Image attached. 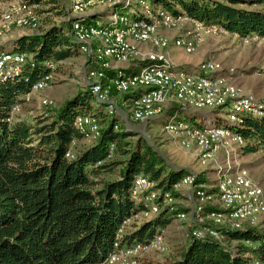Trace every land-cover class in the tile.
<instances>
[{"label": "trees", "instance_id": "16d2710c", "mask_svg": "<svg viewBox=\"0 0 264 264\" xmlns=\"http://www.w3.org/2000/svg\"><path fill=\"white\" fill-rule=\"evenodd\" d=\"M26 1L30 4L43 2ZM62 1L47 2L60 8ZM248 2L261 4L264 0ZM239 3V0H167L162 6L205 24H219L240 37L254 34L264 37V9L240 7ZM124 9L122 14L136 16ZM111 11L110 7L93 12L84 20L105 23ZM69 28L70 21L65 20L40 32L0 42V52L24 51L30 55L20 73L0 79V264H98L110 252L121 220L137 208L130 196L135 174L149 176L166 190H171L176 181L189 174L184 168L174 169L167 165L142 138L132 140L129 126L116 113H108L103 103L94 108L92 100L95 98L88 87L66 100L52 115L41 117L34 124L6 121L10 107L21 101L39 75L59 71L63 60L78 54L79 47ZM49 63L54 65V70ZM143 63L136 60L121 70L125 74L133 73ZM87 65L88 69L94 66L88 61ZM116 73L115 70L107 71L109 77ZM134 94L123 93L118 100L130 99ZM112 95H115L114 90ZM181 110L180 105H172L158 118ZM228 112L226 109V114ZM83 114L97 119L99 134L89 144L78 148L72 158H67L65 153L71 139L83 138L73 124L75 116ZM210 114L214 113L201 115L204 125H218L217 117L210 121L205 118ZM239 116V122L232 123L227 118L219 126L232 127L241 134L245 140L244 152L264 149V107L261 115L240 113ZM111 145L113 150L108 157ZM107 174L111 177L104 176ZM202 181L211 185L210 179ZM209 208L211 206L205 210ZM175 212L161 211L135 225L121 241L150 239L157 229L174 218ZM219 230L221 238L191 233L181 252L160 264L264 261L262 228L222 227Z\"/></svg>", "mask_w": 264, "mask_h": 264}, {"label": "built area", "instance_id": "2783aa9c", "mask_svg": "<svg viewBox=\"0 0 264 264\" xmlns=\"http://www.w3.org/2000/svg\"><path fill=\"white\" fill-rule=\"evenodd\" d=\"M66 1L69 7L64 9V13L66 20L70 21L69 33L87 56V61L94 64L85 74L86 85L94 98L105 105L108 113H118L120 105H125L127 109L120 117L126 124L145 123L158 118L172 104L216 110L224 107L229 111L226 117L232 123L240 121V113H263L264 102L241 94L240 88L223 73L220 63L207 61L198 66L197 72L187 73L176 70L177 65L169 62L162 53L140 49V46L147 43L158 48L173 43L186 52H193L205 36L231 33L223 26L205 24L182 12L175 14L163 6L153 9L144 0H138L143 5L141 16L133 17L121 12L131 0ZM101 4L107 5L105 8H112L108 21H85L84 18L95 11L93 8ZM35 10L36 5L26 0L18 3L15 6L17 25L36 28L33 14ZM5 18H9V15H5ZM184 21L189 22L191 27L183 32V36L168 41L158 34L160 29H168ZM231 34L239 37L245 44L260 38L255 34L245 37L234 32ZM29 58L30 55L24 51L0 52V79L16 76ZM136 60L144 63L133 73L125 74L122 68L114 65L118 62L134 63ZM49 67L54 70L52 63H49ZM108 70H115L117 73L114 77H109ZM53 75V71L39 75L31 83L27 95L47 89L52 83ZM112 90L135 94L130 99L120 101L112 95ZM40 104L44 108L55 106L54 100L47 96L40 99ZM19 110L20 104L14 103L6 121L11 123ZM73 124L83 134L82 139L94 140L99 134L100 125L90 114L76 115ZM164 130L174 140L178 139L185 149L190 148L191 144L195 145L198 158L202 162H210L218 174L217 183L215 186L208 184V187H200L195 182L197 175L191 172L176 181L171 190H166L149 176L135 174L130 196L137 208L121 220L110 252L98 264H137L143 252L153 250L163 253L167 248L166 226L157 229L146 241H121L136 220L151 219L163 210L176 211L173 220L186 224L194 236L221 238L219 229L222 227L242 229L258 226L264 231V185L255 181L246 167L233 165L225 168L215 161L219 148L225 151L224 157L227 158L231 153L228 150L231 145H245L241 134L228 126L207 124L195 127L179 120L175 122V117L167 121ZM76 143L77 139H71L65 157H73L71 150ZM112 150L113 145L109 148L108 157ZM197 186L199 187L196 188ZM177 197L185 202L180 212L176 209L177 203L173 201ZM207 206L211 208L205 210ZM251 264H264V261L254 259Z\"/></svg>", "mask_w": 264, "mask_h": 264}, {"label": "rangeland", "instance_id": "374dc122", "mask_svg": "<svg viewBox=\"0 0 264 264\" xmlns=\"http://www.w3.org/2000/svg\"><path fill=\"white\" fill-rule=\"evenodd\" d=\"M21 1L24 0H0V42H3L7 38L19 36L22 32H30L29 34L40 32L53 24L60 25L66 20L64 9L69 7L66 0L62 1L60 8H57L58 6L54 7V3L47 2L49 0H43L42 3L35 4L37 10L33 14L35 16L34 22L36 28L32 29L26 25L18 26L16 23L18 15L15 12V6ZM239 1H241L239 3L240 7L264 9V2L250 5L248 0ZM144 2L149 7L157 9L158 7H162L163 3L167 2V0H144ZM105 7L107 5L101 4L94 7L93 11H103L106 9ZM125 7L124 11L130 15L135 14L139 16L143 12V5L138 0H131L129 5ZM5 15H9V18H5ZM190 27L191 24L184 21L171 28L160 29L158 34L171 41L175 37L183 36V32ZM231 33L207 35L193 52H186L182 47L175 46L173 43L160 48L153 47L147 43L140 46V49L162 53L169 62L177 65L176 70H182L187 73L198 71L190 68L189 64L199 66L207 61H216L221 64L223 73L230 78V81L240 88L241 94L250 95L254 99L264 102V37L245 44L239 37ZM87 60V56L80 49L78 50V54L63 60L59 71H53L52 83L47 89L28 95L27 93L24 94V97L19 102L20 110L14 114L13 121H26L34 124L37 119L49 117L66 100L75 96L79 91L85 90L88 87L85 80V74L88 70ZM128 64L130 62H118L117 66L124 67ZM114 93L115 99L123 97V93L115 90ZM46 96L54 100V108H44L41 106L40 99ZM172 105H168V107ZM92 106L94 108L98 107L99 102L93 99ZM124 106L120 105V110L116 113L119 117L125 110ZM210 112H213L215 115L210 114L205 117L206 119L212 120L217 117V124H224V120L227 119L226 108L222 107L216 110L215 108L204 107L199 109L192 105L183 107V110L178 113H168L161 118L151 119L145 123L125 124L131 129L132 140L136 137L142 138V140L146 141L145 143H148L155 149L167 165L174 169L184 168L189 173L196 174L199 180H195V182L200 187H208V184L202 181V179H210L211 185L215 186L219 177L213 169L212 164L210 162H202L198 158V149L195 145L191 144L190 148H183L179 144L178 139L174 140L164 130V126L174 116L175 122L179 120L195 127H200L205 124L201 115ZM90 142H92L91 138L78 139L76 143L77 147L76 149L74 148L75 146L72 147L71 154L74 155L78 148L86 146ZM243 146L238 144L231 145L228 148L231 153L227 158L224 157L225 151L219 148L215 154V161L225 168L233 165L246 167L250 176L260 185H264V149L259 148L255 152L246 153L243 150ZM109 175L104 176L111 177ZM207 191L209 192V190ZM173 201L177 203L176 209L180 212L181 208L185 206V202H182L181 197H177ZM215 203L217 206L219 205L217 201ZM143 221L145 220H136L132 223L133 227L130 230ZM165 230L166 250L163 253L153 250L143 252L137 264H160L176 257L181 252V247L191 236V229L186 224L179 223L173 219L166 225Z\"/></svg>", "mask_w": 264, "mask_h": 264}, {"label": "crops", "instance_id": "0c3cea01", "mask_svg": "<svg viewBox=\"0 0 264 264\" xmlns=\"http://www.w3.org/2000/svg\"><path fill=\"white\" fill-rule=\"evenodd\" d=\"M30 33V32H29ZM28 32H22L21 34H19V36L20 35H23V34H29ZM18 36V35H17ZM16 36H14V37H11L12 39H14ZM10 38V39H11ZM9 38H7V39H5L3 42H5V41H8V40H10ZM132 63H130V64H128V65H126V66H120L119 68H126V67H128L129 65H131ZM114 65L115 66H117V63H114ZM176 65V64H175ZM189 66H190V68H193V69H196V70H198V66H195V65H192V64H189ZM124 106V105H123ZM125 107V109H126V106H124Z\"/></svg>", "mask_w": 264, "mask_h": 264}]
</instances>
